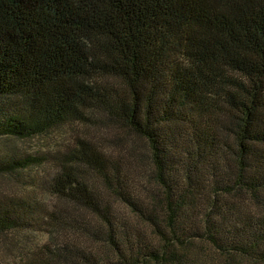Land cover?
<instances>
[{
    "label": "trees",
    "instance_id": "16d2710c",
    "mask_svg": "<svg viewBox=\"0 0 264 264\" xmlns=\"http://www.w3.org/2000/svg\"><path fill=\"white\" fill-rule=\"evenodd\" d=\"M70 123L145 158L75 138L51 208L0 195V235L48 232L0 264H264V0H0V175Z\"/></svg>",
    "mask_w": 264,
    "mask_h": 264
},
{
    "label": "rangeland",
    "instance_id": "374dc122",
    "mask_svg": "<svg viewBox=\"0 0 264 264\" xmlns=\"http://www.w3.org/2000/svg\"><path fill=\"white\" fill-rule=\"evenodd\" d=\"M78 136L97 141L106 152L116 153L133 146L143 154V158L147 153L144 141L126 130L114 127L106 128L102 123L93 125L88 123L65 124L46 133L3 145L5 149L10 146L21 154L42 156L44 161L40 165L30 166L18 176L0 175V195L27 196L37 201L42 208H51L55 198L46 187L47 180L56 171L57 157H60ZM41 223L42 218L37 221V225L35 224L30 229L11 231L0 235V262L17 260L20 256H24V253L36 249L45 242L48 239V232Z\"/></svg>",
    "mask_w": 264,
    "mask_h": 264
}]
</instances>
